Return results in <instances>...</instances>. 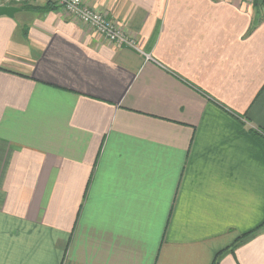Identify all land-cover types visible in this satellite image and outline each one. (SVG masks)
Segmentation results:
<instances>
[{
	"label": "crops",
	"instance_id": "0c3cea01",
	"mask_svg": "<svg viewBox=\"0 0 264 264\" xmlns=\"http://www.w3.org/2000/svg\"><path fill=\"white\" fill-rule=\"evenodd\" d=\"M85 4L0 16V264H264V7Z\"/></svg>",
	"mask_w": 264,
	"mask_h": 264
},
{
	"label": "built area",
	"instance_id": "2783aa9c",
	"mask_svg": "<svg viewBox=\"0 0 264 264\" xmlns=\"http://www.w3.org/2000/svg\"><path fill=\"white\" fill-rule=\"evenodd\" d=\"M35 0H0V6L20 5L31 3ZM54 5L57 9L64 12L70 18L90 27L104 40L118 47H127L139 51L134 40L128 38L123 31L109 21L105 15L91 10L85 0H44ZM253 3L254 0H244Z\"/></svg>",
	"mask_w": 264,
	"mask_h": 264
},
{
	"label": "trees",
	"instance_id": "16d2710c",
	"mask_svg": "<svg viewBox=\"0 0 264 264\" xmlns=\"http://www.w3.org/2000/svg\"><path fill=\"white\" fill-rule=\"evenodd\" d=\"M21 6H26V5L24 4V5H21ZM47 6L49 8H52L53 10H57V8L54 5H52V4L47 3ZM263 7H264V0H254L253 9H254L255 17H254V20H253V28H255L258 25V23L261 21V19H262L261 9ZM253 136L264 147V134L255 131V132H253ZM256 231L257 230H253V231H251L249 233H246V234L242 235L241 237H239L236 240V242L234 243V245L231 246L232 251H233L234 248H236L238 245H240L245 239H247L250 236H252L253 234H255ZM221 254H222V252H220L219 255L215 256V258L213 259L212 264H218V258H219V256Z\"/></svg>",
	"mask_w": 264,
	"mask_h": 264
},
{
	"label": "water",
	"instance_id": "95a60500",
	"mask_svg": "<svg viewBox=\"0 0 264 264\" xmlns=\"http://www.w3.org/2000/svg\"><path fill=\"white\" fill-rule=\"evenodd\" d=\"M19 8L13 6H0V16L13 17Z\"/></svg>",
	"mask_w": 264,
	"mask_h": 264
},
{
	"label": "rangeland",
	"instance_id": "374dc122",
	"mask_svg": "<svg viewBox=\"0 0 264 264\" xmlns=\"http://www.w3.org/2000/svg\"><path fill=\"white\" fill-rule=\"evenodd\" d=\"M253 3H254V1H253ZM253 3H251V4H253Z\"/></svg>",
	"mask_w": 264,
	"mask_h": 264
}]
</instances>
